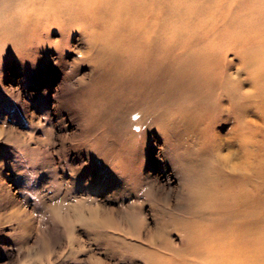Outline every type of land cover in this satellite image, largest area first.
<instances>
[{"label": "rangeland", "instance_id": "obj_1", "mask_svg": "<svg viewBox=\"0 0 264 264\" xmlns=\"http://www.w3.org/2000/svg\"><path fill=\"white\" fill-rule=\"evenodd\" d=\"M110 1L75 0L93 10H75L72 29L49 9L0 5V264L181 261L175 250L186 240L174 223L190 218L187 134L141 119L136 106L183 91L176 74L138 58L125 31L134 14ZM109 40L113 59L104 56ZM239 73L252 91L253 79ZM241 121L247 129L229 118L205 128L197 144L227 173H264V113L249 107Z\"/></svg>", "mask_w": 264, "mask_h": 264}, {"label": "bare ground", "instance_id": "obj_2", "mask_svg": "<svg viewBox=\"0 0 264 264\" xmlns=\"http://www.w3.org/2000/svg\"><path fill=\"white\" fill-rule=\"evenodd\" d=\"M15 1L21 6L34 4L32 12L43 14L49 9L71 29L79 20L75 10L86 15L93 10L88 4L79 9L75 0H0V5L4 8ZM132 1L110 3H115L114 12L125 8L134 14L135 27L127 26L125 31H131L138 58L154 59L153 65L163 66L166 74H176L183 91L178 100L171 97L174 90H170L167 96L157 99L154 95L136 106L141 119L148 117L160 129L187 134L181 149L190 181L186 214L190 218L174 223L183 227L186 248L175 250L181 261L170 264H264L263 169L227 173L209 148L197 144L205 128L218 127L223 119L234 121L236 130H245L248 124L241 117L249 107L264 113V0ZM108 10L100 15L111 16ZM112 27L119 29L114 23ZM110 41L104 53L107 59L117 54ZM237 65L253 79L255 92L246 90L244 81L237 78L240 69L232 72ZM167 246L172 250L170 243Z\"/></svg>", "mask_w": 264, "mask_h": 264}]
</instances>
